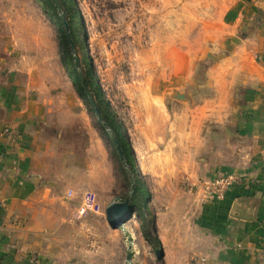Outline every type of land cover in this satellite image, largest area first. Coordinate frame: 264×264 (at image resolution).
Returning <instances> with one entry per match:
<instances>
[{"label": "rangeland", "instance_id": "rangeland-1", "mask_svg": "<svg viewBox=\"0 0 264 264\" xmlns=\"http://www.w3.org/2000/svg\"><path fill=\"white\" fill-rule=\"evenodd\" d=\"M72 4L77 17L70 58L62 26L44 0H0V82L9 76L19 80L41 106L35 127L47 140V174L61 181L58 207L67 212L68 264H128L129 245L130 264H165L162 242L183 240L182 233L172 238L173 226L191 227V176L203 175L191 173L202 155L191 157V138L179 136L185 129L179 126L185 111L179 104L190 102L194 89L191 78L185 79L187 70H195V82L203 81L209 59L218 56L220 5L214 0ZM76 60L82 75L91 70L95 76L94 90L88 88L91 100L112 114L131 143L136 176L118 158L113 131L78 90L71 65ZM186 119L191 125V115ZM87 197L94 207L80 216L77 208ZM128 198L134 214L113 227L108 207ZM146 231L157 241H148Z\"/></svg>", "mask_w": 264, "mask_h": 264}, {"label": "crops", "instance_id": "crops-1", "mask_svg": "<svg viewBox=\"0 0 264 264\" xmlns=\"http://www.w3.org/2000/svg\"><path fill=\"white\" fill-rule=\"evenodd\" d=\"M214 1L223 27L214 45L218 56L209 59L203 81L195 82V70H187L194 89L190 102L179 104L185 129L172 133L191 138V157L202 155L191 173L203 175L191 176V227L168 230L183 240H162L165 264L264 259V0ZM21 85L10 76L0 82V264H45V257L49 264H68L61 181L47 174V140L35 127L41 106ZM220 174L240 179L223 198H213L204 182ZM86 199L77 208L80 216Z\"/></svg>", "mask_w": 264, "mask_h": 264}, {"label": "trees", "instance_id": "trees-1", "mask_svg": "<svg viewBox=\"0 0 264 264\" xmlns=\"http://www.w3.org/2000/svg\"><path fill=\"white\" fill-rule=\"evenodd\" d=\"M44 1H45V5H46L48 11H50L52 15L57 16L58 22L62 26V29H63L62 42H63V47L66 48L64 51V54L65 55L67 54L66 56L68 57L72 51V44H71L70 38L67 36L65 27H64L63 22H62V18L58 13V7H61L63 9V11L65 13V18H66V20L69 24V27H70L71 39L74 41V43H76V37H75L74 30H73V22L76 20L77 14H75L73 12L74 11L73 10V4H72L73 0H56V2H54L53 0H44ZM69 57L71 58V55ZM71 65L74 68V71H75L76 76H77L78 90L80 91L82 97L90 104L91 98H90V94H89L90 91L88 90V88L89 89L91 88L94 90L93 87L95 84L94 83L95 82V76L92 75L91 70L87 73V77L82 75L77 70V65H76L75 61L72 62ZM97 106L100 109L103 120L106 123V127H110V129L113 131V133H114L113 138H116L118 140V142H119V144L123 150V153L125 156V161L129 165L131 171L136 176L138 174V167L136 164L135 153H134V150H133L131 143L126 139L121 127L119 125H117L112 114L110 112H108L107 110H105L104 106H102L100 104V102L97 103ZM106 127L103 126L102 128L105 130ZM113 144H114V141H113ZM114 146H115V144H114ZM116 153H117L118 158H120L118 155L117 149H116ZM137 191H138V184L136 183L135 192H137ZM153 233L155 235H157V232L155 229H154ZM145 236H146L148 241H152V240L157 241V238H155V239L151 238V233H149L148 231L145 232Z\"/></svg>", "mask_w": 264, "mask_h": 264}, {"label": "water", "instance_id": "water-1", "mask_svg": "<svg viewBox=\"0 0 264 264\" xmlns=\"http://www.w3.org/2000/svg\"><path fill=\"white\" fill-rule=\"evenodd\" d=\"M53 1L56 2V0H53ZM60 16L62 18V22L65 27L67 36L71 40L72 48H74L73 40L71 39L69 24L65 18V13L61 12ZM76 65L78 66L77 60H76ZM90 102L93 107V111L98 116V119L102 121L103 124L106 126V123L104 122L103 117L101 115L100 109L96 106L95 101L91 100ZM113 141L117 149L118 155L120 157V160L123 161L125 164H127L125 161L123 150L118 140L116 138H113ZM132 187L133 189L135 188V183L132 184ZM134 212H135V209L130 205V199L128 198L123 202H116V201L113 202L107 209V218L113 227H119V226H122V224L125 223L128 219H130L132 215L134 214ZM132 240L133 238H129L130 242H132ZM133 253L134 251L132 250V245H129L128 255H127L128 264L132 262ZM156 253L158 257H162L164 255L163 249H160V248L156 250Z\"/></svg>", "mask_w": 264, "mask_h": 264}, {"label": "built area", "instance_id": "built-area-1", "mask_svg": "<svg viewBox=\"0 0 264 264\" xmlns=\"http://www.w3.org/2000/svg\"><path fill=\"white\" fill-rule=\"evenodd\" d=\"M4 131L8 135L14 134L13 130L10 127H7ZM239 179H240L239 176L236 174H225V175L216 176L204 182V189L206 193L213 198H223L229 186L239 181ZM89 207L92 208L94 207V200L91 197H87L83 211H85ZM263 228H264V224H263ZM260 264H264V259L260 262Z\"/></svg>", "mask_w": 264, "mask_h": 264}, {"label": "bare ground", "instance_id": "bare-ground-1", "mask_svg": "<svg viewBox=\"0 0 264 264\" xmlns=\"http://www.w3.org/2000/svg\"><path fill=\"white\" fill-rule=\"evenodd\" d=\"M129 238H133V237H132L131 235L128 234V240H129ZM132 250H133V248H132ZM133 251H134V250H133Z\"/></svg>", "mask_w": 264, "mask_h": 264}]
</instances>
